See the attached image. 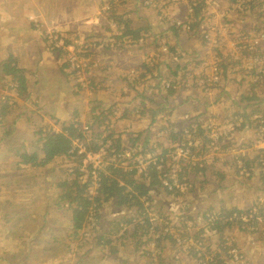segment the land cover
Listing matches in <instances>:
<instances>
[{
	"label": "rangeland",
	"instance_id": "374dc122",
	"mask_svg": "<svg viewBox=\"0 0 264 264\" xmlns=\"http://www.w3.org/2000/svg\"><path fill=\"white\" fill-rule=\"evenodd\" d=\"M32 1L43 5L49 12L56 13L60 11L61 14L56 17L58 21L55 23H52L53 21L47 22L49 23H46L48 27L44 30L38 27L35 38H31V35L33 32L35 33V31L31 30L32 33L29 34L28 29H26L25 36L19 39V41H11L9 34H1L0 46H6L11 43L17 44L20 57L30 52L33 53L35 49L36 54H34L36 55V61L42 62L45 60L48 65H56L57 60H60V58L57 57L60 56L64 59L66 57V52L68 54L67 48L69 47L67 45L65 47L60 46L61 42L58 44L53 43L59 35H61L62 39L63 36L67 37L71 43L74 42L75 35L79 31L86 33H89V31L96 32L98 33L97 38L102 36V39H94L92 41V50L94 52L92 54L90 53L88 59L85 60L84 68L87 67L86 70L77 69L74 72H60V81L51 78L44 86H42V80L40 90H34L33 95L27 102L19 100L17 98L18 93L15 91L14 95L13 91L10 90L14 84L10 78L1 79L0 77V108L3 106L2 102L5 101L6 98H10L11 100L8 102L11 103L9 105H12L14 100L32 112V114L22 116L19 122L20 132L22 133H19L13 139L12 137L6 138L4 132H7L13 127L15 117L19 115L20 110L14 107L10 110L11 116L4 121L3 125L0 123V211L3 214V216H0V220H3L4 223L2 226L4 229L0 230V238L3 234L17 237L15 239H9L8 242L1 243L0 264H28V260L29 264H68L71 262L73 264H116L115 260L127 259L121 256L123 254L127 256V246H132L134 249H136L137 246L141 248L140 240H134L132 238L130 228L129 230L127 229L128 233L124 234V232L127 231L125 227L120 226V230H115L113 226V223H117L120 217H123L124 214H128L127 211L118 210L115 204L112 203L103 205L100 209L103 226L101 225L96 229L89 225L83 230L82 236L79 235L78 239L74 240L72 226L71 229L65 230L68 227V221L73 217V209L66 206L68 202L61 201L60 198L63 194V190L58 187L60 181L63 179L75 182L74 180L77 179L76 171L79 170L81 173L93 174L96 181L99 169L106 166L105 160H98V165L102 162L101 168L93 169L92 172H90L89 169L87 170L89 167L88 163L85 161L83 162L80 158L75 156L63 157L59 160H55L45 169L37 167L34 170L28 171L29 168L28 170L20 168V159L12 158L4 160V158H7V155L19 157L20 154L27 153L26 151H30V149L35 147L31 145L28 147L26 144L27 141L38 144L42 137L51 133H61L63 127L68 126L74 120L81 122L82 128L89 134L87 139H90L95 121L94 117H97L93 114H99L101 111L109 110L110 107L116 103L120 105L125 104L124 107L131 103V105L128 106L131 109L139 107L141 99L136 98V96L142 94L141 86L145 84L152 86L159 85L158 87L160 89L165 87L166 91L161 92L159 89L157 94H151V98H153L152 101L156 104H166L168 107L175 108L172 113L165 111L159 114L164 120L153 127V129H158V132L167 121H172L179 116L185 117L186 115H194V111H196V114L204 113V106L214 103L218 99L220 91L215 89L210 96L204 94L206 93L204 87L206 81L202 76L208 77V74L201 70V67L204 64L206 65L207 72L209 71V60H212L216 50L213 43L206 42L205 45H203L204 43L200 41L201 39H199L198 36L203 33V30H206L209 34L214 35V39L218 40L219 37L222 42L223 40H238L244 35L250 37L257 36L258 39V34L255 32L247 31L244 33L243 30L248 29L251 21L256 18V15L264 11V6L261 4L264 0H235L236 3H231L230 0H205L206 7L203 10V22L199 31L190 32L188 29H185L183 30L185 33H179L180 40L184 42H186V39L189 41L191 38H196L198 47L194 44L193 48L188 49L181 43H179V46H175L176 38H172L170 41V46L177 48L175 52L178 53L182 62L194 59V53L196 51L200 54V56L193 61V64L197 66H192V68L189 66L190 71L183 69L184 75L179 73L181 76L177 78L178 83L174 87L173 82L175 77H170V74L174 71L172 67H170V69L162 68L160 70L157 66H150L147 62L139 63V60L134 58L136 55L135 52H143L145 48L151 45L150 40H148L149 44H143V47L139 45L136 47L133 46L125 50V52H116V48L114 50L111 49L115 47L117 43L125 41H118L115 38L121 36L124 26H118L117 23L114 22V17H123L125 16L124 13L133 9V4L131 2L127 3L126 0H4L5 4L0 5V23L2 24L6 19L12 18L14 21H11L9 24L15 26V22L20 19V15H18L20 11H30L31 9L28 5ZM198 1L202 0H182V2H180L181 6H176L175 11L170 9L167 13L168 9H164L163 18L167 20L171 19L172 22H187L191 20L189 18V7L191 3ZM252 1H256V9L254 12H251L250 9V3ZM162 5H164V3L155 4L153 0L144 2L141 0V3L138 2L136 6L141 8V14L137 15V20H134L133 23L135 28H148L150 26V33L147 32L144 35L146 37L152 34V40L154 42L156 41L157 44L154 49L150 51L149 57L151 58L153 54L156 56L159 55V57L155 56L158 63L173 64L170 57H165L160 52L162 49L160 47L163 44L162 37H155V34H159V32L166 27L164 24L161 25L160 19H157V14L162 15V13H157ZM245 11L247 13H245ZM30 14L32 15V12ZM37 14L30 15V17L28 16L27 22L39 21ZM128 19L129 17H127V19L123 18L125 21H128ZM27 26H29V23H27ZM152 27H154V29H152ZM2 30L3 27L0 25V33ZM74 31H76V33L73 36L72 32ZM219 31L222 35H219ZM10 32L12 33V30L8 33ZM44 32H46L47 35H55L56 39H49V41H46L48 37H46ZM227 32L229 33L228 36L225 35ZM59 49L62 50L60 53L61 55H58V52L56 54L55 50ZM13 51L14 47L12 50L6 48L1 49L0 63H3L11 54H14L15 52ZM50 58L54 59L52 60ZM31 63L32 61L29 64L31 65ZM61 63L63 62L61 61ZM199 63L202 65H199ZM98 64H100V68L98 69L102 72L101 76L92 74V72L97 69ZM34 65L35 64H32L29 69L34 67ZM113 67H115L117 78L110 80L113 84L107 86L106 81L108 78L104 72H108V75H111L109 70ZM261 67L264 74V56ZM48 68L49 67H46V69ZM232 72V81L234 84L239 82L244 75L250 71L242 68L241 71L237 69V73L234 72V69ZM128 73H130L132 83L134 78H140V76L144 77L140 79L138 85H134L129 83ZM159 74L165 79H155ZM236 74H239L241 78L236 77ZM92 82L94 85H91ZM197 83L199 86H197ZM133 87H136V90H133ZM169 88L176 90L175 97L166 95ZM261 88L264 91V84L261 85ZM110 90L112 93H119V101L109 100L108 94ZM144 96L147 97L144 100L150 99L148 92L144 94ZM113 98L112 96L110 99ZM163 98H165L166 101H164ZM97 102H101V105H98ZM145 103L144 106L148 108H159L157 105L149 103V101H145ZM230 104V100L226 98L222 99L220 105L216 106L214 109L213 115H215L216 118L212 120L215 123L214 127L220 126V128L224 129L223 134L227 138V141L230 142L232 151L229 158L221 159L223 155H221V158L218 160L209 159L206 156L204 158L197 157L199 159L194 160L185 158L187 160L184 166H187L188 163L191 164L192 162L198 161L207 164V167L210 168L207 174L213 182L217 180V177L214 175L215 171L225 173L227 177L232 180V169L233 173H235V167L232 166V163L235 158L239 156L252 158L256 153L260 154L258 151L262 152V176H264V134L258 133L257 130H244L229 135V131L233 129V126L225 122L221 116V111L227 109ZM55 105L60 106V112H52V106ZM123 108H120L117 112H113V115H109L107 121L102 125L101 130L104 131L108 129L105 134L106 136L110 134L122 135V145L128 149L124 152V156L120 160H117L116 157L111 158L112 161L117 162L118 165L117 177L121 178L123 176L121 171L127 172L136 170L137 176L130 177V180H141L139 176L143 175V156L138 155L140 149L134 148L129 150L131 147L129 140L132 133L142 131L145 126L147 127V122L140 120L139 114H135V118L132 117L131 122L122 121V119L119 118L123 117V114L126 116V111L124 110L122 112ZM196 108H198L199 111H197ZM141 109L142 107L139 108V110ZM93 110L96 112H93ZM74 115H77V117H74ZM4 128L8 129L4 130ZM261 131L264 133V128H262ZM211 136L212 133L209 134V137ZM199 141L201 140L197 139L196 143ZM21 143L26 144L23 146L26 151H23V149L18 146ZM178 144L175 147H177ZM81 147H83V145H81ZM15 149L17 151H15ZM181 151L183 150L177 149L176 153ZM187 153H189V151ZM189 156L190 154L186 157ZM216 161H218V163H214ZM225 163H227V165H225ZM8 165L11 166L6 167ZM175 167H177V165H175ZM9 169H12V175L6 174ZM254 172L255 174L252 176L250 172L245 169V171L241 172V175L237 177L238 181L243 183L239 186L238 191L234 189L235 196L231 202H229V207H237L240 209L248 207V205L243 204V200H246L248 204L252 203L253 195H249L252 193L249 186L254 188L253 192L256 191L258 198L261 197V192H264V178L261 180L260 168H255ZM250 176L251 179H249ZM199 177L200 176H197V179ZM191 184L182 185L186 192L185 198L175 193L168 195L165 189H158L153 192L154 203L152 208L149 209V211H151L146 213L148 218L151 219V228L144 234L142 231L138 232L141 240H154L161 235L164 239L162 244L166 247L164 255L169 256V259L165 258L163 261H171L172 264H199L197 256L203 257V259H205V264H218L217 262L220 259L225 260L222 264H239L241 259V264H245L247 258L254 259V257L251 256L257 255V253L260 255L261 249L258 250V246L253 245L252 240L249 238L252 236L246 234V240L245 243H243V237L238 240L235 235V233L239 236L244 235L241 232L249 234L255 233L253 232L255 229V221L250 220L245 223L242 220L243 226L236 225L231 228H226L223 232H220L219 229H214L209 225L207 220L208 215H210L209 213L205 214L207 210L202 212L199 211L198 215H194L197 206L191 205L193 202L195 204L199 203V197L211 190H208L209 185L205 186L202 191H199V189L195 187V191L191 193ZM228 185L229 184L226 182L225 186ZM213 187H215L214 184H212V188ZM96 189L97 185L94 186V184H92L87 191V196L93 201L96 195ZM178 199H185L184 202L187 203V205L184 207V210L169 204V201ZM92 206H97V204L93 202ZM189 206H193L191 209L192 211L188 209ZM27 209L39 210L40 214L48 210H64L61 226L64 229L58 231L56 225L52 226V224L49 223H47V226L44 228H40L43 222L40 221L41 217H38L39 215L35 216L38 217V220L35 221V226L31 231H21V222H15L10 225L11 221L15 219L20 221L23 217L21 215H12L11 211H25ZM255 211L257 212L256 221L261 222L259 211L256 209ZM95 213H98V210L92 212V215ZM48 217L51 218L52 215H48ZM57 218H59V216H57ZM259 228L260 230L264 229V225ZM34 235L39 237V239H35L34 241L31 240V237ZM67 235H70V238H68ZM96 236L97 238L93 240V237ZM100 236L103 237L102 240L98 239ZM167 238H170L172 241L166 240ZM107 240H111L113 245L103 246ZM176 241L180 242V244ZM112 249H116L117 251L114 256L112 255ZM156 249V243L152 242L149 244L147 250L150 254H155L154 251H156ZM253 249H255V251H253ZM138 250V252H142V249ZM65 253L68 255H65ZM217 254L221 255V257L215 259ZM75 259H77V261H74ZM79 259H81V262ZM256 262L257 260L255 263Z\"/></svg>",
	"mask_w": 264,
	"mask_h": 264
},
{
	"label": "trees",
	"instance_id": "16d2710c",
	"mask_svg": "<svg viewBox=\"0 0 264 264\" xmlns=\"http://www.w3.org/2000/svg\"><path fill=\"white\" fill-rule=\"evenodd\" d=\"M137 1L141 3V0ZM144 1L148 0H143V2ZM172 2L180 4L182 0H153V3L155 4L164 3L165 7H167L168 4H172ZM230 2L234 3L235 0H230ZM205 4V0L191 3V6L189 7L190 22L178 23L176 21H169L164 23L166 20H160L161 24H172V26L164 28L161 32H159V34H155V37H162L163 44L160 47L162 48L160 52L165 57H170L173 62V64H171L174 71L170 74V77H175L173 87L178 83L177 78H179L181 74L184 75L183 69L190 71V65L193 67L197 66L193 64V61L195 58H198L200 54L196 51L194 53V59L183 64L182 59H180L178 53L175 52L177 51V48L170 46V41L172 38H176L175 46H177V43H181L182 41L180 40L179 33L183 31L184 27H187L189 31H199L203 22L202 17L203 10L206 7ZM255 4L256 1H252L250 3L251 12L255 11ZM261 4L264 6V1L261 2ZM162 7L159 11H157V13L162 12ZM129 13L140 15L141 8L137 7V10L126 12L124 15ZM245 13L247 12L245 11ZM23 16L27 18L28 14H23ZM123 18H125V16L114 17V22L117 23L118 26H124L121 36L115 38L118 41H125L117 43L115 47L111 48L112 50L116 48V52H125V50H127L126 48H132L133 46L136 47L139 45L140 47H143L145 44H149L148 40L151 41V44L157 43L152 40V34H149L146 37L144 35L147 32L150 33V26L148 28H135L133 22L129 20L125 21ZM26 20L28 21V19ZM31 29L32 31L37 30L34 26H31ZM243 31L244 33L247 31H253L256 34L264 32V11L256 15V18L251 21L249 28ZM44 33L46 34V37H48V40L44 38L46 41H49V39H56L55 35H47L46 32ZM75 33L76 31L72 32V35L74 36ZM219 35L222 34L220 33ZM225 35L228 36L229 33L227 32ZM66 40H68L67 37L63 36L62 39L61 35H59V37L53 41L55 44H58L59 42L63 43L64 47L66 45H74L76 47L74 52H70L68 50V54L66 52V57L64 59L60 57V60L63 63H61L60 60H57L56 65L59 73L76 71L79 66L88 59L90 53L92 54L94 52L92 50L93 39L91 37L82 39L80 31L76 33L75 39L76 41H82L80 45L75 44V42L71 43L70 40ZM145 41L146 43L143 45ZM232 41H235L236 44L233 45L231 43ZM223 43L225 48L231 51V58L228 61V66L236 70L238 69L239 71H241L242 68L247 69L250 72L246 73L239 82L233 84L232 78L228 73V68H226L225 72H223L226 81L222 86L220 94H218V99L214 103L205 105L204 113H199L198 115L193 116L186 124H184L187 126L179 129L175 125H169L168 127L163 125L159 132H154L153 127L164 120L159 117V114H162L165 111L172 113L175 108L168 107L166 104H156L150 99L144 100L147 98L144 96L147 91H143L142 94H138L136 96V98L141 99L139 107L131 109L128 107L131 105V103H129L123 108L122 112L125 110L126 116L123 114V117L119 118L122 119V121H131L132 117H135V114L150 116L147 128L142 131L132 133L129 140L131 143L129 150L134 148L140 149L138 155L143 156L142 162H148V165L143 169V175L139 176L141 180H130V177L137 176L136 170L127 172L121 171L123 176L121 178L117 177L118 165L117 162L112 161L111 158L116 157L117 160H120L124 156V152L128 149L122 145V135L110 134L106 136L105 134L108 129L104 131L101 130L102 125L107 121L108 116L113 115V112L119 111L121 108L119 103L112 105L109 110L101 111L99 114H93L97 117H94L95 121L92 128L93 131L90 134V139H87L89 134H87L86 130L82 128L81 122L74 120L68 126H64L61 133H51L42 137L40 140L41 146L38 152H35L32 155H28L27 153L19 155L21 160L20 165H30L32 167L36 166L45 169L52 162L63 157L75 156L84 162L88 154H98L102 150L106 151V166L99 169L96 181L93 174L81 173L79 170L76 171L77 179L74 180L75 182L63 179L59 183L58 187L63 190V194L60 198L61 201L68 202L66 206L73 209L71 224L74 240L78 239L79 235L82 236L83 230L89 225H94L93 227L96 229L102 225L103 219L100 215V209L103 205L108 203L115 204L118 210H124L128 213L123 215V217H120V220H118L117 223H113L115 230H120V226L125 227V230H129L130 228L132 238L134 240H141L138 232L142 231L144 234L151 228V219L148 218L146 213H149L151 211H149V209L153 206V192L158 189H165L168 195H172L174 193L177 195L179 194V190L172 187V180H174V177H176V180L180 184L192 183V189L190 190L191 193L195 191V187L196 189H199V191H202L205 186L209 185V190L212 188V184H214V192H217L219 190L231 189L232 187L237 188L243 183L236 181V183H232L229 187H226L225 183L227 182V175L225 173L215 171L214 175L217 177V180L213 182L208 177L207 172L210 168L207 167V164L198 161L192 162L191 164L188 163L187 166H184L187 159L177 158V162H172L171 159L168 158V156L175 153L177 149H182L185 152L189 151L190 156L186 158L190 160L199 159L197 157L204 158L209 154V151L214 153L219 152L218 147L224 138L214 134V131L218 130L223 132L224 129L220 128V126L214 127L215 123L212 120L216 118V116L213 115L215 107L220 105L221 100L224 98L230 100L231 102L227 109H223L221 111V116L225 122H227L228 125L233 126V129L229 131V135L236 132H242L244 130H257L258 133L264 134L261 131L262 128H264V91L261 88V85L264 84V74L261 67V62L263 61L264 56V40H258L257 36L250 37L244 35L238 40H223ZM164 49H166L167 52H164ZM55 51L56 54L58 52V55H61V49ZM232 52L236 53L237 56L235 58H232ZM199 65L202 64L199 63ZM213 65L214 62H210L209 71L212 70ZM205 66L206 65H204V67ZM46 67H50V65H47ZM86 68L84 69L86 70ZM26 71L27 70L22 68L18 60L12 55L0 64V77L2 79H11L14 84L10 90L13 91L14 95L16 91L18 93L17 98L24 102L30 100L34 90H40L43 75H47V72L41 73L38 70L35 71V69H30L29 72ZM179 73L181 74L179 75ZM219 75H221L219 71L213 74L215 77H219ZM143 77L144 76L134 78L132 83L130 73H128V80L130 84L132 83L134 85H138L140 79ZM202 78L206 81V83H204V87L207 90V82L212 77L208 78L202 76ZM155 79L164 80L165 78L159 74ZM91 85H94V83L92 82ZM197 86H199L198 83ZM132 89L136 90V87H133ZM168 90L169 91L166 95L175 97L176 90H173L172 88H169ZM160 91L164 92L166 91V88L163 87ZM204 94L207 95V93ZM10 100V98H6L5 101L2 102L3 106L0 108V123L3 125L4 121L11 116L10 110L14 107L20 110L19 115L15 117L13 127L7 132H4L6 138L12 137L13 139L19 133H22L20 132L19 127V122L22 119V116L32 114V112L14 100L13 104L9 105L11 102L8 101ZM163 100L166 101L165 98H163ZM145 101H149V103L155 104L159 108H148L147 106H144V104H146ZM97 104L101 105V102H97ZM140 107H142L141 110H139ZM196 109L199 111L198 108ZM93 112L96 111L93 110ZM74 117H77V115H74ZM167 123H169V121H167ZM205 127L209 129L210 133H212L211 137H209V132H206ZM7 129L8 128H4V130ZM197 139L201 141L196 143ZM177 144L178 146L175 147ZM81 145H83V147H81ZM227 148L228 146H223L221 147V151L226 150ZM81 150H84V153L80 154ZM258 153L260 154L256 153L252 158H246L244 156L236 157L232 163V166L235 167V173L239 176L241 175V172L246 169L253 176L255 174L254 169L258 167L261 170V180H263L264 176H262L263 173L261 163L262 152L258 151ZM214 163H218V161ZM175 165H177V167H175ZM225 165H227V163H225ZM88 169L92 172L94 168L89 166L87 170ZM197 176L200 177L197 179ZM249 179H251V176ZM165 183H168L170 187L166 186ZM92 184H94V186L97 185L94 201L87 196V191ZM249 189H251L252 192L254 190L252 186H249ZM93 202H95L97 206H92ZM219 205L220 208L217 210L212 207L208 208L207 213L205 214H210L207 219L209 225H211L214 229H219L220 232H223L226 228H231L236 225L243 226V222L247 223L250 221L249 218L253 212L254 219L252 220L255 221V229L253 232H259V227L264 225V201L256 200L250 207L244 209L229 207L227 202L224 200L220 201ZM255 209L260 213L261 222L256 221L257 212ZM97 210L99 214L95 213L92 215V212H96ZM91 219H93V221ZM44 227L45 221H43V225L40 228ZM128 230L124 232V234H127ZM96 238L97 236L93 237V240ZM98 239L102 240L103 237L100 236ZM166 240L172 241L170 238H167ZM140 243L141 245H144V243ZM177 243L180 244V242ZM112 245L113 242L111 240H107L103 244V246ZM136 249L141 248L137 246ZM116 253V249H112V255L114 256ZM151 255H154V253H151ZM220 257L221 255L217 254L215 259ZM154 260L155 259L153 257L150 264H158V262ZM162 260L164 259L162 258ZM197 260L199 264H205V259H203V257L197 256ZM224 261L225 260L220 259L217 263L222 264ZM241 263L242 259L239 264Z\"/></svg>",
	"mask_w": 264,
	"mask_h": 264
},
{
	"label": "crops",
	"instance_id": "0c3cea01",
	"mask_svg": "<svg viewBox=\"0 0 264 264\" xmlns=\"http://www.w3.org/2000/svg\"><path fill=\"white\" fill-rule=\"evenodd\" d=\"M126 2L127 3L131 2L133 4V9H130V11H128V12H132V11L137 10V7H136L137 4H138L137 0H126ZM4 4H5L4 0H0V5H4ZM28 7L31 9L30 11H28V12L24 11V10L20 11V13L18 14V15H20V19L15 22V26H13V24H9L11 21H14L12 18L6 19L5 21L2 22V24L0 23V25L3 27V30L4 29L12 30V35H10V40L11 41H19V39H21V38H23L25 36L24 34L26 32V29H28L29 31L32 30L31 26H34V27L38 28L40 26L47 25L46 24L47 22H52L53 21L52 23H55L56 21H58L56 19V17L61 14L60 11L56 12V13L49 12L43 5L37 4L35 1H32L28 5ZM31 12H32V15L33 14H37V13L40 14V15L37 14V18L39 19V21H37V22H31V21L27 22V20H26L27 18H25L23 16V14H28V16L30 17V15H31L30 13ZM127 17H129L128 20L131 21V22H133L134 20H137V15L135 13H129V14L125 15V19H127ZM27 23H29V26H27ZM47 27H48V25H47ZM41 29L44 30L46 28H41ZM152 29H154V27H152ZM3 30H2L1 33L4 32ZM35 34H36V30H35V33L33 32V34L31 35V38H35ZM145 43H146V41L143 44H145ZM156 44L157 43L149 45V47L147 49H144L143 52H135L136 55L134 56V58L139 60V63L147 62L150 66H157L160 70L162 68H164V69H167V68H170V67L173 68L171 63H163V64L162 63H158L156 61V59H155V56H156L155 54H153L151 56V58L149 57L150 51L154 49ZM177 46H179L178 43H177ZM13 47H14V51L13 52H15V53L11 54V55H13L18 60V62L21 64L22 68L27 70L26 72L30 71L29 67L32 64H35V65H34V67H31V69H35V71L38 70L41 73L47 72V75H45V76L43 75L42 86H44L45 83H47V81H49V79L51 80V78H54V79L59 80V81L61 80L60 77H59V76H61V73H59L57 65H50V67L48 69H45V67L48 65L45 60H43L42 62L36 61L35 49H34L33 53L32 52L27 53V55H25L23 57H20L19 51L17 49L19 47L15 43H11V44H8L6 46H0V50L3 49V48L12 50ZM156 57H159V55H157ZM31 61H32V63L30 65L29 63ZM184 63H186V61H184L183 64ZM45 64H46V66H45ZM190 66L192 68V65H190ZM98 68H100V64H98L97 69L92 72L93 75L101 76L102 72H100ZM109 71H110L111 75H108V72H104L106 77L108 78V80L106 81L107 86H111L113 84V82H110V80H114V79L117 78V76L115 74V71H116L115 67H113ZM207 76L209 77L210 74H208ZM141 87H142V93H143V91H147L149 93L150 100H153V98H151V94L152 93L157 94L159 92V87H157V85L152 86V85H146L145 84L144 86H141ZM115 90H116V88H115ZM108 96H109V100L119 101V98H118L119 93L118 92L112 93L111 90H110ZM112 96L114 98L110 99ZM124 106H125V104L121 105V108H123ZM60 111H61L60 106H57V105L52 106V112H60ZM193 113H194V115H198V114H196V111H194ZM194 115H186L185 117L179 116V117L175 118L174 120L169 121V123H165L164 125L166 127H168L169 125H175L177 127H181L182 125L186 124L188 122V120H190ZM139 116H140V120L146 121L147 122V126H148L149 120H150V116H148V115H139ZM159 117L163 118L162 116H159ZM145 128H147V127L145 126L144 129ZM161 129H162V127L160 128V130ZM153 130H154V132H158L157 131L158 129H153ZM224 146H228V148L226 150L221 151L220 154L217 155L216 157H210L209 159L218 160V159L221 158V155H223L221 159H223V158L224 159H228L230 154H231L232 147L230 146V142L229 141H226ZM237 177H238V175L236 173H233V169H232V174H231V179L232 180H230L229 177H227V183L229 185L226 186V187H229L232 183H236V181H238ZM234 189H236L238 191L239 190V186L237 188H233L232 187L231 189L219 190L217 192H214L215 191V187L211 188V190H209L206 194H204L201 197H199V203L195 204L193 202L191 204V205L197 206V209H196L194 215H198L199 211L200 212L206 211L210 207L215 208V209H219L220 208L219 202L222 201V200L226 201L227 205H228L229 202H231V200L235 196ZM261 194H262L261 197L258 198L256 191L250 193L249 195H253L252 203L248 204L246 202V200H243V204L244 205H248V207H250L256 200L257 201L258 200L264 201V192H261ZM183 197L185 198L186 195H184ZM184 200H179V199L178 200H171V201H169V204L170 205H174V206H176L178 208H182L184 210V207L187 205V203H185ZM248 207H246V208H248ZM192 208H193V206H189L188 207L189 210H191ZM63 213H64V210H48L47 212H43L42 214H40V211L36 210V209H27L25 211H16V210H14V211H11L12 215H21L23 217H22V219L20 221H17L16 219L11 221L10 225L14 224L15 222H17V223L21 222V225L19 224L21 231H25V230L26 231H31V230H33V228L35 226V224H34L35 221L38 220V217H41L40 221H42V222L45 221V226H47V223L52 224V226L56 225L57 228H58V231H61V230L64 229V228L61 227L62 226L63 217H64ZM37 215H39V216L35 217ZM48 215H52V217L50 218V217H48ZM0 216H3L1 211H0ZM57 216H59V218H57ZM3 224H4L3 220H0V228H1L0 230L4 229V228H2ZM71 226H72V224H71V220H70V221H68V227L65 230H68L69 228L71 229ZM48 230H50V229H48ZM241 233H243L244 235L239 236V235H237V233H235V235L238 238V240H239V238L243 237V243H245L246 234H247L249 236H252V237H249L250 240H252V244L258 246V248H257L258 250L261 249L260 255L257 253V255L251 256V257H254V259L247 258V256H246L247 260H246L245 264H264V229L260 230L257 233H253V234H249V233H245V232H241ZM72 234H73V232H72ZM67 237L70 238V235H67ZM15 238H17V237L14 236V235H10L9 236V235H4L3 234L2 237L0 238V245L2 246L1 243L8 242L9 239H15ZM35 239H39V237H37L35 235L31 237V240L34 241ZM139 242L144 243V245H141V243H140V246H141V249H142L141 253L138 252V249H134L132 246H127V248H128L127 256H125L124 254L121 255L123 258H127V259L115 260V263L116 264H150L151 263V259L154 257V259H155L154 261L158 262V264H172L171 261H163L162 260V258L163 259H165V258L169 259V256L168 255H164L165 252H166L165 251L166 247H165L164 244H162L164 242V239L161 237V235L158 236L154 240L153 239H148L147 241L140 240ZM152 242L156 243V248H157L156 251H154L155 252L154 255H151L150 253H147L148 252L147 249L149 247V244L152 243ZM169 249H172V248H169ZM253 251H255V249H253ZM65 255H68V254L65 253ZM256 257H257V259H256ZM256 260H257V262L255 263ZM74 261H77V259H75ZM79 261L81 262V259H79ZM28 264H29V260H28ZM68 264H73V263L71 262V263H68Z\"/></svg>",
	"mask_w": 264,
	"mask_h": 264
},
{
	"label": "bare ground",
	"instance_id": "6f19581e",
	"mask_svg": "<svg viewBox=\"0 0 264 264\" xmlns=\"http://www.w3.org/2000/svg\"><path fill=\"white\" fill-rule=\"evenodd\" d=\"M176 6H181V3H180V4H177V3H173V2H172V4H168L167 7H165V4H164L163 7H162V9H161V11H162V12H161L162 15H158L157 19H160V20H162V21H165V20H166L164 23L169 22V21L172 22L171 19H170V20H167V19L163 18V15H164V9H168V10H167V13H168V11H170V9H173V10L175 11ZM164 7H165V8H164ZM158 11H159V10H158ZM167 13H166V16H167ZM187 22H190V21H187ZM164 23H163V24H164ZM178 23H180V22H178ZM181 23H182V22H181ZM183 23H185V22H183ZM47 24H49V23H47ZM163 24H161V25H163ZM164 25H166V27H168V26H172L171 23L164 24ZM40 27H41V28H46L47 25L40 26ZM166 27H165V28H166ZM185 29H188V28H187V27H184L183 30H185ZM9 31H10V29H4V32H3V33H0V34H9V35H12L11 32L8 33ZM188 31H189V29H188ZM182 32H184V31H182ZM190 32H191V31H190ZM30 33H32L31 30L29 31V34H30ZM184 33H185V32H184ZM213 36H214V35L209 34L206 30H203V33H201V34L198 36L199 39H201L200 41H201L202 43H204L203 45H205L206 42L213 43L214 48H215V50H216V51H215V54H213V58H212V60H211V59L209 60L210 62H214V65H213V67H212V70L209 71V72H207V71H206V68L204 67V64H203L202 67H201V70L205 71L206 73H210V76H209V77H212V78L207 82V90H206V88H205L206 93H207V95H209V96L214 92L215 89H217L218 91H221L222 86H223V84H224L225 81H226V78H225L224 75H223V72H225V69H226V68H228V73H229V75L231 76V78H232V74H233V72H232L233 68H230V67L228 66V61H229L230 58H231V51H229V50H227V49L225 48L224 43L221 41V39H220L219 37H218V40H216V39H214ZM81 37H82V39H84V38H86V37H91V38L94 40V39H98V38H97V37H98V33H96V32H90V31H89V33L81 32ZM220 37H221V36H220ZM99 38H102V36H100ZM75 39H76V35H75ZM74 42H75V44H79V45L82 43V41H76V40H74ZM196 43H197L196 38H191L189 41L186 39V42H184V41L182 40V42H181V44L185 45L186 48H188V49H189V48H193V47H194V44L198 47V45H197ZM231 43H232L233 45L236 44L235 41H232ZM60 46H63V43H61ZM75 48H76V47H75L74 45H71V46H69V47L67 48V50H69V51H74ZM236 56H237L236 53H235V52H232V58H235ZM57 58H60V56L57 57ZM202 58H203V57H202ZM50 59L53 60L54 58H50ZM186 62H188V60H186ZM84 70H85V69H84ZM217 71H219L221 75H219V77H215V76H213V74H214L215 72H217ZM234 72L237 73V70L234 69ZM234 74H235V73H234ZM209 77H208V78H209ZM236 77L241 78V76H240L239 74H236ZM1 79H2V78H1ZM233 86H234V85H233ZM185 126H187V125H183V126H181L179 129H181V128L185 127ZM206 132H207V133L209 132L208 134H211L208 128H206ZM214 134L218 135L219 137H223L225 140H227V138L224 136V134H223L222 131H214ZM40 140H41V139H40ZM26 144H27L28 147H29L30 145H31V146H35V147H34L33 149H30V151H26V150L23 148V146L26 145ZM26 144L21 143V144L18 145V146H20V147L23 149V151H26L28 155H32L33 153L38 152V150L40 149V146H41V145H40V141H39L38 144H36V143L34 144V143H32V142L27 141ZM17 148H18V147H17ZM15 150H16V149H15ZM0 158H1V157H0ZM12 158L20 159V157H16V156H14V155H7V158H4V160H8V159H12ZM168 158H170L172 162H177V154H176V152L173 153V154H171V155H169ZM57 160H59V159H57ZM10 166H11V165H8V166H6V167H10ZM20 166H21L20 168H24V169H27V170H28V168H29L28 171H31L32 169L34 170L35 168H37L36 166H35V167H32V166H30V165H27V166H22V165H20ZM6 174H7V175H12V174H13L12 169H9V170L6 172Z\"/></svg>",
	"mask_w": 264,
	"mask_h": 264
},
{
	"label": "built area",
	"instance_id": "2783aa9c",
	"mask_svg": "<svg viewBox=\"0 0 264 264\" xmlns=\"http://www.w3.org/2000/svg\"><path fill=\"white\" fill-rule=\"evenodd\" d=\"M129 49V48H126ZM164 52H167L166 49H164ZM84 63L85 61L79 66L78 69H83L84 70ZM84 153V150H81L80 154ZM106 158V151L102 150L100 153L98 154H88L85 162L89 164V166H92L94 169L97 168H101V163L98 165V160H105ZM166 186H168V184H166ZM174 186H176L177 188H181L182 190H184L185 188L182 186H180V184L177 182L176 177H174ZM250 220L254 219V212L252 215H250ZM93 221V219H91ZM93 225V224H92ZM94 226V225H93Z\"/></svg>",
	"mask_w": 264,
	"mask_h": 264
},
{
	"label": "clouds",
	"instance_id": "9594fccd",
	"mask_svg": "<svg viewBox=\"0 0 264 264\" xmlns=\"http://www.w3.org/2000/svg\"><path fill=\"white\" fill-rule=\"evenodd\" d=\"M258 40H264V32H261V33H259L258 34ZM209 72V71H208ZM207 74H210V73H207ZM230 121V120H229ZM228 121V122H229ZM177 127V126H176ZM177 128H180V127H177ZM227 140H223L222 142H221V144L219 145V147H218V151L219 152H217V153H214V152H212V151H209V154L208 155H206V157H208V158H210V157H216L217 155H219L220 154V152H221V147H223L224 146V144H225V142H226ZM105 151V150H104ZM188 151H181V152H179V153H176L177 154V158H186V156H188L189 154H190V152L189 153H187ZM148 165V162H142V166H143V169L146 167ZM173 181V184H172V187H174V188H176L177 190H179V196H181V197H183L184 195H186V192H185V190H182L181 188L179 189V188H177L176 186H174V180H172ZM178 182V181H177ZM179 183V182H178ZM166 184H168V183H165V185ZM180 184V183H179ZM182 185L183 184H180V186L182 187ZM168 187H170V185L168 184ZM126 212V211H125ZM124 215H126V214H124Z\"/></svg>",
	"mask_w": 264,
	"mask_h": 264
},
{
	"label": "flooded vegetation",
	"instance_id": "af4514ba",
	"mask_svg": "<svg viewBox=\"0 0 264 264\" xmlns=\"http://www.w3.org/2000/svg\"><path fill=\"white\" fill-rule=\"evenodd\" d=\"M121 211H124V210H121Z\"/></svg>",
	"mask_w": 264,
	"mask_h": 264
}]
</instances>
